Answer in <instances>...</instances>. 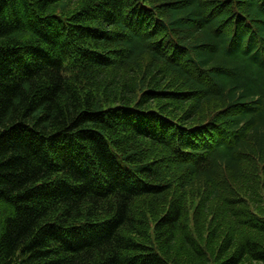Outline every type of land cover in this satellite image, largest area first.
Masks as SVG:
<instances>
[{"label":"trees","instance_id":"1","mask_svg":"<svg viewBox=\"0 0 264 264\" xmlns=\"http://www.w3.org/2000/svg\"><path fill=\"white\" fill-rule=\"evenodd\" d=\"M0 264H264V0H0Z\"/></svg>","mask_w":264,"mask_h":264}]
</instances>
